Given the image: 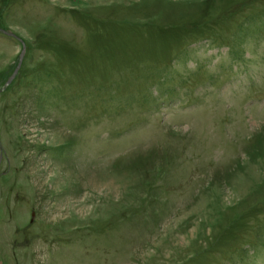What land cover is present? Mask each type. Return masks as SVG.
Here are the masks:
<instances>
[{"label": "rangeland", "instance_id": "obj_1", "mask_svg": "<svg viewBox=\"0 0 264 264\" xmlns=\"http://www.w3.org/2000/svg\"><path fill=\"white\" fill-rule=\"evenodd\" d=\"M0 264H264V0H0Z\"/></svg>", "mask_w": 264, "mask_h": 264}]
</instances>
